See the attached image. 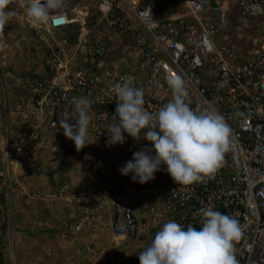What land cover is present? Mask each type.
Segmentation results:
<instances>
[{
	"label": "built area",
	"instance_id": "1",
	"mask_svg": "<svg viewBox=\"0 0 264 264\" xmlns=\"http://www.w3.org/2000/svg\"><path fill=\"white\" fill-rule=\"evenodd\" d=\"M30 2L10 0L16 15L0 29L12 39L0 44V193L7 209L20 198L15 170H37L39 157L59 155L54 171L68 157L78 181L36 189L32 197L65 211L66 232L78 235L106 213L114 238L136 237L140 221L126 201L145 195L155 222L199 229L200 210L209 206L234 216L243 228L234 242L238 264H264V0H60L36 27L25 14ZM10 50L38 56L42 70L22 85L14 81L19 92L6 98ZM172 77L184 80L192 109L224 116L227 149L219 168L192 184H176L166 170L134 183L118 171L131 151L106 146L117 106L112 89L131 80L144 90L145 109L156 112L172 99ZM80 97L91 102L92 119L89 144L78 151L59 120ZM81 246L85 264L114 263L112 253Z\"/></svg>",
	"mask_w": 264,
	"mask_h": 264
},
{
	"label": "clouds",
	"instance_id": "2",
	"mask_svg": "<svg viewBox=\"0 0 264 264\" xmlns=\"http://www.w3.org/2000/svg\"><path fill=\"white\" fill-rule=\"evenodd\" d=\"M9 2L0 0V29L16 15ZM59 5L60 0H31L25 14L36 27L47 23L51 11ZM167 83L172 99L156 112L145 109L144 90L133 86L131 80L118 82L112 89L117 106L106 130V146L123 145L125 133L135 140L143 135L142 140L148 142L118 169L124 176L131 174L134 183L147 184L161 170H166L176 184L200 181L219 168L228 146L231 128L224 116L216 111L192 109L182 78L172 77ZM91 106L87 98H76L71 111L60 115L59 127L78 151L89 144ZM71 120L76 123H70ZM200 211L199 229L185 228L175 220L163 224L139 253L140 264H238L234 242L243 235L239 221L210 206Z\"/></svg>",
	"mask_w": 264,
	"mask_h": 264
},
{
	"label": "rangeland",
	"instance_id": "3",
	"mask_svg": "<svg viewBox=\"0 0 264 264\" xmlns=\"http://www.w3.org/2000/svg\"><path fill=\"white\" fill-rule=\"evenodd\" d=\"M244 35L245 38H249L251 34L250 32H246ZM232 37L237 39L233 34ZM7 54H9V72L10 74H12L13 78H10L9 80L8 87L10 89H8V93L6 94L7 96L5 95L6 98H8V95H11L10 93L14 94L15 92H19L15 88V85H17L18 82L20 85H22L25 82V77L28 76V74H33L34 72L42 70V66L40 65V58H36L35 56H26L22 53H16L14 50H10ZM14 81H16L17 83H14ZM12 83H14L15 85H12ZM2 101L3 96L0 94V108ZM142 144L143 143H139V140L127 139L126 142L121 146L122 148L129 149L131 151V154L133 155L134 150L139 151L142 148ZM3 155L2 145L0 142V158H3ZM58 156L59 155L53 158H49L47 156H45V158L39 157L38 159L43 162H39L38 160L37 170L34 171H23L25 170L23 168L15 170V187L16 191L20 193V198L19 200H15L14 205L11 207L12 212H8V216L11 214V217L8 218L9 227L5 232H0V237L2 238V246L0 248L3 255L4 264H68V261L71 264L81 263L78 261V250H75L73 247H71V244H68L69 246L65 245L64 247V244L62 243L63 249H61L60 247H58V249H53V247L57 245L55 236V244L52 243L51 245L48 240L47 244H44V242H42L44 239H46L45 235L43 234L37 236L35 234L29 236L26 235V232H30L34 227L32 224H34L35 216L40 215V211L50 212L48 211L50 209L53 212H57L61 210L60 207L54 206L52 204H45L44 206L47 205L46 207H41V209H39V205H37L38 202H36L32 197V193L36 190V188L40 189L46 184L54 186L52 185V183L56 182V180L59 178V175H61V172H55V176H53V179L49 177V172L53 171L51 170V168L59 163L57 161L61 156ZM64 159L65 162L62 161V163H64L65 166H63L62 168L74 165V163L68 157H65ZM69 170L70 171H68V178H71L72 175L75 178H78V173L75 170H73L71 167ZM70 174L72 175L70 176ZM66 181L63 180L61 182ZM1 207L2 204L0 202V213L3 214L1 212ZM106 220H108V217ZM105 223L106 224H104L102 227H105L108 224V221H106ZM36 230L37 229H35V232ZM59 248L65 251V254H63V251L61 253ZM107 250L106 254L111 256L112 253L115 264H125L124 262L121 263V260L117 259V253L115 254L111 248L110 250ZM132 254L133 253H131V255ZM131 255H129L128 262L126 261V264H140L139 260Z\"/></svg>",
	"mask_w": 264,
	"mask_h": 264
},
{
	"label": "crops",
	"instance_id": "4",
	"mask_svg": "<svg viewBox=\"0 0 264 264\" xmlns=\"http://www.w3.org/2000/svg\"><path fill=\"white\" fill-rule=\"evenodd\" d=\"M6 38V40L11 41V38H7L5 37V35H1L0 37V43H2ZM64 158L61 159V161ZM65 166V165H64ZM56 166H53L51 168V170H53L54 172V168ZM67 168H70L67 167ZM59 170V169H57ZM55 170V171H57ZM69 169H67L66 171H63V174L65 172V176L63 177L64 181H68L70 179H73L75 181H78V178H75L72 174H70V176L72 175L71 178H68L69 175ZM69 176V177H70ZM66 181V182H67ZM45 185V184H43ZM51 187L50 184H46L45 186H42L41 189L43 188H47V187ZM38 189V188H36ZM126 204L133 208L134 212L137 215V218L139 219V232L138 235L136 237L133 238H122V239H116L114 238V236L112 235L111 231H110V227H109V217L106 213L101 214L100 216L97 217V222L90 226V227H86L83 229V231L78 234V235H72L71 233H68L66 231L62 232V236H61V231L63 230V223L65 224L66 222V218H65V211L62 209L60 211L57 212H53L51 211L49 208L47 212V215L44 216H35V220H34V224H32L34 227L32 228V230L29 232V235H33L36 234L37 235H41L40 231H42L44 228L46 229V232H44L43 235H45L46 239H44L42 242H44V244H47L49 241V236H48V231L49 230H55V234L54 236L56 237L57 240V245L58 247H60L61 249H63L62 243L65 245L69 246L68 244H71V247H73L75 250H78L79 254H77V256L79 257V262L85 264V259H86V253L83 250L81 244H91L99 249H103V250H107L110 248L112 249V251L116 254L117 253V259L121 260V263H125L126 261L128 262V257L129 255H131V253H133L132 255L138 259L139 253H140V248L141 246H143L145 244V242L151 237L154 236L156 233V230H160L161 227L163 226V224H165L167 221L166 220H161V221H157L155 222V219L153 218V216L151 215L149 217V213L151 212V208L153 206V203L150 202V199H147V197L144 196H139L136 198H133L131 200L126 201ZM37 205H39V209H41V207H46L44 206L45 204L42 203H37ZM43 212V211H42ZM41 211L39 212V214L42 213ZM46 212V211H45ZM37 214V212H36ZM108 217V220L107 217ZM103 220V221H102ZM108 221V224L105 227H102L104 224H106L105 222ZM17 226V225H16ZM37 227V228H36ZM109 227V228H107ZM35 229L36 232H35ZM58 234L61 236L60 238L58 237ZM48 240V241H47ZM67 242V243H65ZM59 248V249H60ZM61 253L63 250H61ZM108 251V250H107ZM65 254V251H63ZM131 255V256H132ZM126 257V259H125ZM66 263V260H65ZM70 262L68 261V264ZM79 263V264H81ZM71 264V263H70ZM115 264V261H114Z\"/></svg>",
	"mask_w": 264,
	"mask_h": 264
},
{
	"label": "trees",
	"instance_id": "5",
	"mask_svg": "<svg viewBox=\"0 0 264 264\" xmlns=\"http://www.w3.org/2000/svg\"><path fill=\"white\" fill-rule=\"evenodd\" d=\"M149 1H153V0H149ZM0 34H2V33H0ZM3 35H4V33H3ZM19 37V36H18ZM38 57V56H36V55H31V57ZM28 75H32L31 73L30 74H28ZM63 171H65L63 168H60L59 170H57V171H52V172H49V177L51 178V179H53V176H55V172L56 173H59V172H61V175H59V178L56 180V182H54V183H52V185H54L53 187H55V186H57L61 181H63V177H64V175H65V172H64V174H63ZM30 174H31V172H30ZM29 174V175H30ZM0 202H1V204H2V207H1V212L3 213V214H1L0 213V232H5L6 230H7V228L9 227V224H8V218H10V216H8V209H7V207H6V203H5V201H4V199H3V193L1 192L0 193ZM48 213L47 212H42L40 215H39V217L40 216H44V215H47ZM65 229H66V226H65V224L63 223V230L61 231V236H62V232H64L65 231ZM44 232H46V229L44 228L42 231H40V234H44ZM56 232H55V230H49L48 231V236H49V243L52 245V243L53 244H55V238H54V234H55ZM26 235H28L29 236V232H26ZM36 235V234H35ZM59 234H58V237L60 238L61 237ZM2 246V238L0 237V247ZM53 249H58V246L56 245V246H54L53 247ZM0 264H4V261H3V255H2V252H1V248H0Z\"/></svg>",
	"mask_w": 264,
	"mask_h": 264
}]
</instances>
